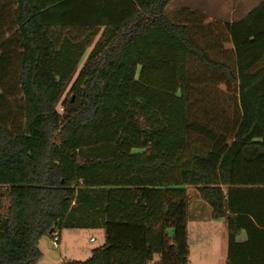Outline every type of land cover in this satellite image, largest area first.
<instances>
[{
    "label": "trees",
    "instance_id": "trees-1",
    "mask_svg": "<svg viewBox=\"0 0 264 264\" xmlns=\"http://www.w3.org/2000/svg\"><path fill=\"white\" fill-rule=\"evenodd\" d=\"M172 1L0 0V264L65 230L105 232L68 264H189L187 188L227 264L264 255V0L236 23Z\"/></svg>",
    "mask_w": 264,
    "mask_h": 264
},
{
    "label": "rangeland",
    "instance_id": "rangeland-1",
    "mask_svg": "<svg viewBox=\"0 0 264 264\" xmlns=\"http://www.w3.org/2000/svg\"><path fill=\"white\" fill-rule=\"evenodd\" d=\"M217 0H173L172 5L181 4L182 7H204L209 9L210 12L217 14L216 16L223 18L225 21H237L242 18L245 11H247L254 4L250 3L251 1L247 0H219V3H216ZM241 7V10L239 9ZM199 8V7H198ZM210 13V14H213ZM215 14H213L215 16ZM18 94V93H17ZM73 96H69L72 98ZM59 111L62 112L63 109L59 108ZM191 200H192V209L194 216L200 213L203 218L209 220L211 218V209L208 205L204 204L195 189L190 192ZM9 206V200L4 198L2 200V205L0 207V216H4L7 212ZM196 227V225H193ZM192 227V225H190ZM210 224L207 225V231L209 236H207L208 241H202L200 244L198 240L200 239L198 229L194 230V228H190L191 230V241L193 242V258L191 264H224L223 260L218 257V241H216L217 232H212L210 229ZM219 231L222 230V226H218ZM65 237H68L69 248H72V253H75L77 258L81 260H86L91 253V251L99 246H101L104 242L103 233L98 231H80L76 234H71L66 232ZM94 238L95 242H91V239ZM52 240L49 237H44L39 245H41V250H46L48 253V257L51 261H56L59 257L58 249H55L51 245ZM42 254V253H41ZM208 255L207 257H205Z\"/></svg>",
    "mask_w": 264,
    "mask_h": 264
},
{
    "label": "crops",
    "instance_id": "crops-1",
    "mask_svg": "<svg viewBox=\"0 0 264 264\" xmlns=\"http://www.w3.org/2000/svg\"><path fill=\"white\" fill-rule=\"evenodd\" d=\"M247 1H251L250 3L254 4L252 7H250L247 11H245L244 15L242 16L241 19L237 20V21H225L223 20V18L221 17H217L215 13L210 12L209 9H206L204 7H195V6H189V7H182L181 4H177V5H172V2L169 4V6L166 9V13L170 14L173 13L175 11H179L182 9H188V10H192L198 13H201L205 16H207L209 19L214 20V21H218V22H222V23H236V22H240L242 21L246 15L253 9H255L256 7H258L260 5V3L263 0H247ZM216 3H219V0H217ZM241 10V7L239 8ZM215 14V16L213 14ZM82 67V65H81ZM194 188H187V192L190 198V206H189V222H188V232H189V264L192 263V258H193V242L191 241V230L190 228H194V230L198 229L199 232V236L200 239L198 240L199 244L202 241H208V237L210 233H208L209 231H207V225L210 224V229L212 230V232H217V236H219L218 238H216V241H218V245H219V249H218V257H220L224 264H227V258H228V230H227V224L225 220H218L215 221L212 219V216L210 218V222L209 220L203 218V216L198 213L197 215L194 216L193 214V209H192V200H191V196H190V192L191 190H193ZM201 200V199H200ZM202 201V200H201ZM204 204H206L204 201H202ZM207 205V204H206ZM211 212V211H210ZM190 225H192V227H190ZM193 225H196V227H194ZM218 226H222V230L219 231ZM209 229V228H208ZM209 229V230H210ZM80 231H98L103 233V240L105 242V232L103 230H65L61 233L60 235V243H59V247L58 249V253H59V257L58 259L55 261H51L50 258L48 257V251L46 252V250H41L40 247L41 245H38V249L39 251L42 253V257L41 260L39 261V264H68L70 262L73 261H86L87 259H89L92 255V250L91 253L89 254V256H87L88 258H86V260H81L79 258H77V256L75 255V253H72L71 251L73 250L72 248H69V244H68V237H65V233H71V234H76L77 232ZM248 239L247 233L245 231H243L238 237H237V242L238 243H245ZM52 240V239H51ZM96 240H94V238L91 239V242H95ZM104 242L102 245H104ZM40 243V242H39ZM101 245V246H102ZM99 246V247H101ZM97 247V248H99ZM96 249V248H95ZM260 249V254H258V256H251L249 253L244 254L242 256H240V263L242 264H250L252 262L257 263V264H263V259H264V255H263V250ZM205 257H207L208 259V255H206ZM160 257L159 256H155V261H159Z\"/></svg>",
    "mask_w": 264,
    "mask_h": 264
},
{
    "label": "built area",
    "instance_id": "built-area-1",
    "mask_svg": "<svg viewBox=\"0 0 264 264\" xmlns=\"http://www.w3.org/2000/svg\"><path fill=\"white\" fill-rule=\"evenodd\" d=\"M59 243H60V234L56 231L54 232L53 236H52V247L57 249L59 247Z\"/></svg>",
    "mask_w": 264,
    "mask_h": 264
}]
</instances>
